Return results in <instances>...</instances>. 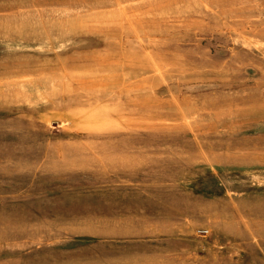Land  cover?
I'll use <instances>...</instances> for the list:
<instances>
[{"label": "rangeland", "instance_id": "1", "mask_svg": "<svg viewBox=\"0 0 264 264\" xmlns=\"http://www.w3.org/2000/svg\"><path fill=\"white\" fill-rule=\"evenodd\" d=\"M0 264H264V0H0Z\"/></svg>", "mask_w": 264, "mask_h": 264}]
</instances>
